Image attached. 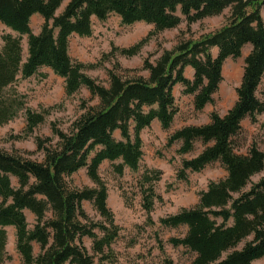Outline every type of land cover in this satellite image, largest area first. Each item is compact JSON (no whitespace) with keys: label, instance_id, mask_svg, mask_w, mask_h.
Returning a JSON list of instances; mask_svg holds the SVG:
<instances>
[{"label":"trees","instance_id":"16d2710c","mask_svg":"<svg viewBox=\"0 0 264 264\" xmlns=\"http://www.w3.org/2000/svg\"><path fill=\"white\" fill-rule=\"evenodd\" d=\"M227 8L230 14L219 29L164 49L155 62L145 58L142 69L149 71L148 77L124 76L110 69L109 84L105 85L88 75L87 65L74 62L69 53L72 35H92L94 18L104 21L115 13L123 24L143 21L154 25L147 37L132 46L113 45L111 53L131 57L140 53L152 35L183 21L190 26ZM36 14L44 19L38 33L31 26ZM0 23L17 33L2 36L0 126L23 110L27 121L23 137L33 135L45 122L52 107L41 111L28 107L26 96L15 87L20 78L36 75L42 67L65 79L67 96L85 86L98 99L94 105L83 101V112L67 130L52 122L53 136L35 137L42 160L0 150V262L11 258L7 226L16 228V248L23 264L116 262L112 245L121 228L108 205V187L99 173L101 164L118 161L114 168L121 175L127 167L138 171L144 156L142 130L154 120L164 129L170 128L179 111L175 86L182 84L184 93L194 96L195 108L203 110L215 101L226 60L241 57L249 43L252 50L245 57L233 107L224 115L214 110L209 122L185 125L168 139L169 145L181 142L180 154L193 151L197 141L205 146L198 155L182 160L179 179L188 180L189 171H202L216 161L225 167L227 176L210 181L195 206L183 207L159 222L166 227H187L184 236L172 237L170 242L196 254L191 264H252L264 257V175L252 182L254 175L264 171V150L254 143L242 154L234 144L243 120L249 117L256 122L257 115L264 113V100L257 95L264 78V0H0ZM214 46L218 47L216 56L211 53ZM187 66L193 67V78L185 75ZM82 168L87 169L95 187L71 185L70 178ZM162 174L161 169H146L139 179L143 208L151 224L158 198L155 183ZM12 177L18 179L17 187ZM84 201L92 202L104 221H93ZM25 210L36 218L32 228ZM85 237L93 240L92 253ZM35 243L40 247L38 253Z\"/></svg>","mask_w":264,"mask_h":264},{"label":"rangeland","instance_id":"374dc122","mask_svg":"<svg viewBox=\"0 0 264 264\" xmlns=\"http://www.w3.org/2000/svg\"><path fill=\"white\" fill-rule=\"evenodd\" d=\"M67 1V0H66ZM230 14V8L215 16L206 17L192 23L186 21L177 27L160 31L149 38L140 53L127 57L119 52L111 53L113 45L129 47L154 30V25L143 21L133 24H123L121 17L112 13L106 20L100 21L94 18L93 33L91 36H79L74 34L70 38L69 53L74 62H82L87 65L85 72L105 85L109 84L108 71L114 69L121 75L149 76L148 70H143L144 59L149 57L155 62L164 49H173L180 42L189 39L197 40L203 35L209 34L226 23ZM44 19L40 15L32 18L31 26L38 33ZM17 35L6 25L0 23V48L3 45L2 36L5 33ZM23 60L28 56L27 36H23ZM95 65V66H90ZM245 58H228L223 68L224 79L219 90L215 93L214 103L208 104L203 110H197L194 105V96L184 93L185 87L177 84L174 88L176 102L179 108L175 119L168 129H164L158 120H154L149 127L142 130L144 156L140 162V169L132 171L125 168L121 175L115 171L114 164L104 161L99 173L105 181L109 197L108 205L115 215V221L120 226V235L113 243L112 248L117 254V261L108 264H191L195 253L184 246H174L170 239L182 237L187 231L186 226L178 228L166 227L159 220L170 214L178 212L183 207L195 206L199 201V194L208 188L210 181L223 179L227 176L225 167L219 162H213L202 171L188 173V180L179 179L177 172L182 166L184 158H192L198 155L205 146L201 141L195 143L193 151L180 154L178 149L181 142L168 144V139L177 129L185 125H200L210 121L212 111L221 115L228 112L238 99L237 88L240 86L244 74ZM46 75V76H44ZM185 75L187 72L185 69ZM15 87L26 96L27 106L41 111L43 108L52 107L44 123L40 124L33 135L23 137L27 121L25 110L9 123L0 126V150L11 153L18 152L32 159L42 160L43 154L36 151L35 137L53 136L51 123L67 130L72 121L82 112L83 101L89 105L98 102L90 91L83 86L78 92L67 96L65 91V79L49 67H42L38 74L29 78H20ZM257 95L264 100V78L258 88ZM21 135V136H19ZM256 143L264 150V113L257 115V121L253 122L249 117L243 120V129L234 137V144L238 153L247 154L251 146ZM146 169H161V180L155 183V191L158 198L155 199L151 216L154 223L147 220V212L143 208L142 195L139 189V179ZM264 175V171L252 177V182H257ZM15 187L18 179L12 177ZM72 186L83 188L95 187V183L88 175L87 169L82 168L70 178ZM250 186V185H249ZM1 201V197H0ZM132 202L130 205L126 202ZM86 212L93 221H104V218L94 207L92 202L84 201ZM29 228L36 222L34 214L25 210ZM8 232L7 251L11 255L0 264H23V258L16 248V228L6 227ZM101 235L99 229L96 230ZM84 243L92 253L93 240L84 238ZM242 244L240 245V247ZM35 252L40 247L34 244ZM98 259H96V262ZM252 264H264V257L253 261Z\"/></svg>","mask_w":264,"mask_h":264},{"label":"crops","instance_id":"0c3cea01","mask_svg":"<svg viewBox=\"0 0 264 264\" xmlns=\"http://www.w3.org/2000/svg\"><path fill=\"white\" fill-rule=\"evenodd\" d=\"M36 15H40V14H36ZM251 50H252V45L249 43V44H247L243 48L242 56L239 57V58L240 59H244L250 53ZM211 53H212L213 56H216L218 54V47L217 46L212 47ZM185 69H186V72H187V77L193 78V76H194V69H193V67L192 66H187ZM117 136H119V133H117Z\"/></svg>","mask_w":264,"mask_h":264}]
</instances>
